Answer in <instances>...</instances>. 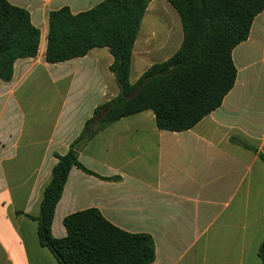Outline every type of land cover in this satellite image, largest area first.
<instances>
[{"label":"crops","instance_id":"1","mask_svg":"<svg viewBox=\"0 0 264 264\" xmlns=\"http://www.w3.org/2000/svg\"><path fill=\"white\" fill-rule=\"evenodd\" d=\"M7 1L30 13L41 40L36 57L17 60L12 80H0V264H59L40 245L38 224L27 215L40 213L58 164L55 155H66L95 110L120 90L108 48L66 62L46 61L49 15L65 7L77 15L105 0ZM166 2L151 1L141 28L158 7L174 17ZM141 28L132 55V84L178 51L147 64L151 51L140 49L139 41L149 34L140 33ZM162 44L167 51L168 44ZM233 61L235 86L221 107L193 129L161 130L148 110L90 135L78 159L94 174L71 169L55 210L53 236H67V216L97 209L123 231L151 235L153 264H262L264 11L249 38L234 49Z\"/></svg>","mask_w":264,"mask_h":264},{"label":"trees","instance_id":"2","mask_svg":"<svg viewBox=\"0 0 264 264\" xmlns=\"http://www.w3.org/2000/svg\"><path fill=\"white\" fill-rule=\"evenodd\" d=\"M151 1L105 0L77 15L68 7L50 13L48 63L82 58L97 48H108L114 58L110 70L120 93L95 110L81 138L148 110L154 111L161 130L193 129L221 107L235 86L233 51L249 38L256 17L264 11V0H166L181 19V46L132 84V55ZM40 40L41 32L33 25L30 13L0 0V80H12L17 60L36 57ZM233 142L257 152L237 139ZM55 156L58 164L44 191L40 213L27 215L38 224L40 245L48 248L59 264H153L156 245L151 235L123 231L97 209L67 216V236H53L55 210L71 169L76 166L94 174L79 162L73 148L66 155ZM259 158L264 163V154ZM259 257L264 264V241Z\"/></svg>","mask_w":264,"mask_h":264},{"label":"rangeland","instance_id":"3","mask_svg":"<svg viewBox=\"0 0 264 264\" xmlns=\"http://www.w3.org/2000/svg\"><path fill=\"white\" fill-rule=\"evenodd\" d=\"M169 7L174 11V17L164 10L159 13L158 7V11L147 14L142 25L140 33L144 30L150 35H142L139 41L140 49L144 50L143 48L146 47L147 50L145 51H151L147 64L163 61V58L169 54V56L174 54L181 45L183 37L181 20L177 12L170 5ZM155 36L157 37L154 38ZM163 41L168 44L167 51L161 48ZM94 128H97V126H94Z\"/></svg>","mask_w":264,"mask_h":264},{"label":"water","instance_id":"4","mask_svg":"<svg viewBox=\"0 0 264 264\" xmlns=\"http://www.w3.org/2000/svg\"><path fill=\"white\" fill-rule=\"evenodd\" d=\"M90 139V134L87 133L83 138L79 139L73 146L74 151H78L84 144H86Z\"/></svg>","mask_w":264,"mask_h":264}]
</instances>
